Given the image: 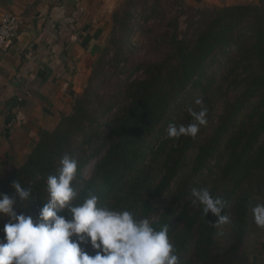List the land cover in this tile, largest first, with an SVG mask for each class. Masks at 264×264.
Here are the masks:
<instances>
[{
    "label": "trees",
    "instance_id": "obj_1",
    "mask_svg": "<svg viewBox=\"0 0 264 264\" xmlns=\"http://www.w3.org/2000/svg\"><path fill=\"white\" fill-rule=\"evenodd\" d=\"M111 21L71 110L0 174V193L14 195L13 180L30 188L16 210L35 220L46 178L68 153L78 165L73 203L95 194L99 206L127 209L157 230L167 224L180 264H264V229L252 215L264 202V0H124ZM144 32L153 58H137ZM197 98L207 124L195 137L167 138L169 124L192 122ZM193 187L222 198L231 223L213 226L218 218L192 204Z\"/></svg>",
    "mask_w": 264,
    "mask_h": 264
},
{
    "label": "crops",
    "instance_id": "obj_2",
    "mask_svg": "<svg viewBox=\"0 0 264 264\" xmlns=\"http://www.w3.org/2000/svg\"><path fill=\"white\" fill-rule=\"evenodd\" d=\"M124 0H0L19 16L15 39L0 49V174L20 165L42 129L71 110L106 44ZM193 6L256 0H183Z\"/></svg>",
    "mask_w": 264,
    "mask_h": 264
},
{
    "label": "clouds",
    "instance_id": "obj_3",
    "mask_svg": "<svg viewBox=\"0 0 264 264\" xmlns=\"http://www.w3.org/2000/svg\"><path fill=\"white\" fill-rule=\"evenodd\" d=\"M194 103L200 110L188 109L192 122L169 124L167 138L195 137L207 124L203 99ZM77 166L70 154L62 155L56 174L46 178L48 199L35 220L16 210L21 207L18 202L31 200L30 188L13 180L14 195L0 193V218H7L0 240V264H180L167 224L157 230L148 218L137 219L127 209L99 206L95 194L73 203ZM191 198L205 218L209 212L218 218L213 226L231 223L227 214L221 215L225 201L207 187H193ZM63 210L71 219L58 214ZM252 215L254 223L264 229V202L254 204Z\"/></svg>",
    "mask_w": 264,
    "mask_h": 264
},
{
    "label": "built area",
    "instance_id": "obj_4",
    "mask_svg": "<svg viewBox=\"0 0 264 264\" xmlns=\"http://www.w3.org/2000/svg\"><path fill=\"white\" fill-rule=\"evenodd\" d=\"M20 18L12 12H5L0 19V49L18 35Z\"/></svg>",
    "mask_w": 264,
    "mask_h": 264
},
{
    "label": "rangeland",
    "instance_id": "obj_5",
    "mask_svg": "<svg viewBox=\"0 0 264 264\" xmlns=\"http://www.w3.org/2000/svg\"><path fill=\"white\" fill-rule=\"evenodd\" d=\"M137 39L139 43V50L137 53V58H140V59L153 58L154 53H153L151 33L149 32L141 33V35L137 36Z\"/></svg>",
    "mask_w": 264,
    "mask_h": 264
}]
</instances>
